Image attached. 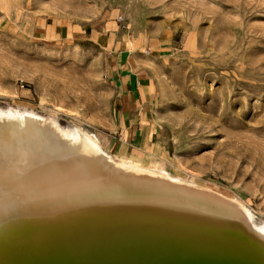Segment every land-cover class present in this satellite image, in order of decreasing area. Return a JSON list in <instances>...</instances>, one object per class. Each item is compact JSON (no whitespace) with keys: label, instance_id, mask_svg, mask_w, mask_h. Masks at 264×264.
I'll return each instance as SVG.
<instances>
[{"label":"rangeland","instance_id":"obj_1","mask_svg":"<svg viewBox=\"0 0 264 264\" xmlns=\"http://www.w3.org/2000/svg\"><path fill=\"white\" fill-rule=\"evenodd\" d=\"M61 24L84 32L47 33ZM110 30L170 44L141 53L157 89L159 146L149 156L103 147L228 194L264 224V0H0V119L33 116L51 137L107 132Z\"/></svg>","mask_w":264,"mask_h":264},{"label":"bare ground","instance_id":"obj_2","mask_svg":"<svg viewBox=\"0 0 264 264\" xmlns=\"http://www.w3.org/2000/svg\"><path fill=\"white\" fill-rule=\"evenodd\" d=\"M32 117L0 119V264L59 246L76 247L71 264H203L214 256L208 244L230 245L264 264V224L255 225L232 196L116 160L92 132L45 136ZM156 231L189 245L158 238L117 253L84 246L108 235L160 236ZM93 251L97 256H84Z\"/></svg>","mask_w":264,"mask_h":264},{"label":"crops","instance_id":"obj_3","mask_svg":"<svg viewBox=\"0 0 264 264\" xmlns=\"http://www.w3.org/2000/svg\"><path fill=\"white\" fill-rule=\"evenodd\" d=\"M110 30L104 41L109 55L108 73L114 84L113 120L107 132L99 134L102 146L117 154H147L159 146L162 126L157 118V89L152 73L142 70V51L159 55L168 50L169 41L145 35L126 41L125 37ZM76 31L65 24L50 27L48 34L67 38Z\"/></svg>","mask_w":264,"mask_h":264},{"label":"water","instance_id":"obj_4","mask_svg":"<svg viewBox=\"0 0 264 264\" xmlns=\"http://www.w3.org/2000/svg\"><path fill=\"white\" fill-rule=\"evenodd\" d=\"M62 230L55 232L59 233ZM73 231V230H71ZM69 232V231H68ZM157 235L160 236H151L146 234L139 233L138 236H112L108 235V237H101L98 240L88 241L84 244V246L94 248V250H98L99 253H117L119 249L126 248L132 246L133 243L139 242H153L159 238V240H164L166 242H173L175 244L189 245V242H185L183 240H172L167 235V232L164 231H156ZM51 234L47 237L53 236ZM46 237V238H47ZM200 242H193L191 244H195L200 247L203 246ZM132 244V245H131ZM170 244V243H169ZM78 247V246H77ZM210 251L213 252L214 256L210 257L208 260L205 259L203 264H261L259 260L251 256L249 253L234 251L230 245H218L212 246L207 245ZM76 247L62 248L53 247L49 249H45L41 252L29 254L23 258H16L14 260V264H71L73 259L68 257V253L70 250L75 249ZM101 250V251H100ZM96 252V251H95ZM94 257L97 256L94 251L92 253L84 254V256ZM74 264V263H73ZM162 264H188L181 259L180 261H175L174 259H170L169 261H163ZM189 264H200V263H189Z\"/></svg>","mask_w":264,"mask_h":264},{"label":"built area","instance_id":"obj_5","mask_svg":"<svg viewBox=\"0 0 264 264\" xmlns=\"http://www.w3.org/2000/svg\"><path fill=\"white\" fill-rule=\"evenodd\" d=\"M117 21L119 22L118 27H119L120 29H122V30L127 29V25H126L125 20H124L123 17L118 16V17H117Z\"/></svg>","mask_w":264,"mask_h":264}]
</instances>
